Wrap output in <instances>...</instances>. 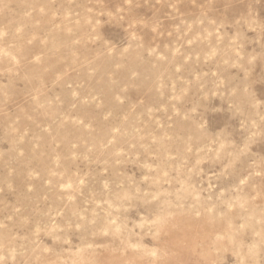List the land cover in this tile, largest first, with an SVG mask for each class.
I'll return each mask as SVG.
<instances>
[{"label": "rangeland", "instance_id": "rangeland-1", "mask_svg": "<svg viewBox=\"0 0 264 264\" xmlns=\"http://www.w3.org/2000/svg\"><path fill=\"white\" fill-rule=\"evenodd\" d=\"M0 264H264V0H0Z\"/></svg>", "mask_w": 264, "mask_h": 264}]
</instances>
